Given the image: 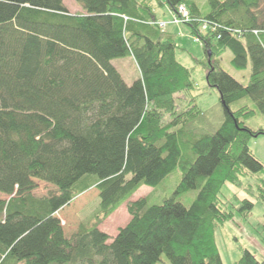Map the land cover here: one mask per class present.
Instances as JSON below:
<instances>
[{"label":"trees","instance_id":"16d2710c","mask_svg":"<svg viewBox=\"0 0 264 264\" xmlns=\"http://www.w3.org/2000/svg\"><path fill=\"white\" fill-rule=\"evenodd\" d=\"M74 1L78 12L63 0H0V264H157L164 254L171 264H224L216 231L235 214L223 186L264 171L249 148L264 128L246 124L264 115V0ZM181 5L224 108L218 128L155 16ZM228 50L235 68L251 64L248 84L223 68ZM128 57L140 72L132 84L113 65ZM244 98L254 107L231 108ZM177 170L171 196L131 200ZM36 180L56 190L37 197ZM91 188L99 207L69 236L78 223L61 213ZM124 204L130 221L112 238L100 225ZM253 208L245 198L237 210ZM236 264L264 261L243 248Z\"/></svg>","mask_w":264,"mask_h":264},{"label":"rangeland","instance_id":"374dc122","mask_svg":"<svg viewBox=\"0 0 264 264\" xmlns=\"http://www.w3.org/2000/svg\"><path fill=\"white\" fill-rule=\"evenodd\" d=\"M63 1L71 12L80 11L74 0ZM196 2L202 8L208 7V0H196ZM155 16L159 22L165 24V30L170 31L175 37L178 61L192 70L196 103L208 113L214 127L218 128L225 117V112L220 102L219 92L209 88L206 70L201 64L197 63V61H204L206 57L202 43L192 35L191 28L187 24L173 22L174 14L168 6L157 9ZM232 59L233 53L230 50L226 51L222 60L223 68L242 84H248L252 71L251 64L239 70L232 65ZM113 63L128 84H132L140 77L138 66L133 58H119L115 59ZM243 105L254 107L253 102L249 98H244L234 102L231 108L236 110ZM246 124L253 130L264 128V115L258 113L247 119ZM249 148L264 164V134L252 138L249 142ZM179 180L180 171L177 170L169 175L157 189L144 186L145 188L142 187L131 200L146 197L152 203H160L164 197L171 196L175 192ZM35 182L38 187L33 194L37 197L48 196L50 192L56 190L54 186L48 183L38 180ZM243 182L244 187L225 184L221 193V198L226 202V206L235 214L233 220L227 221L216 231V241L224 264H236L242 257L243 248L248 249L259 260L264 261V203L258 198V185H264V171L246 177ZM247 186L252 187L251 192L245 188ZM195 196L196 192L192 191L184 196L182 201L189 204ZM245 198H249L254 202V208L248 216H243L237 210L240 202ZM99 203L98 190L91 188L78 196L61 214L69 218L74 217L75 223L80 225L82 221L88 222L92 220ZM126 207V204L121 206L114 215H111L100 225V229L114 238L118 234L119 229L125 227L130 221V215ZM67 232L70 236L75 231L69 228ZM109 242H112V239ZM157 264H171V262L164 254Z\"/></svg>","mask_w":264,"mask_h":264},{"label":"built area","instance_id":"2783aa9c","mask_svg":"<svg viewBox=\"0 0 264 264\" xmlns=\"http://www.w3.org/2000/svg\"><path fill=\"white\" fill-rule=\"evenodd\" d=\"M190 20V13L189 10L184 6L181 5L178 9V13L174 14L173 22L174 23H185ZM160 28H165L164 23H159Z\"/></svg>","mask_w":264,"mask_h":264},{"label":"crops","instance_id":"0c3cea01","mask_svg":"<svg viewBox=\"0 0 264 264\" xmlns=\"http://www.w3.org/2000/svg\"><path fill=\"white\" fill-rule=\"evenodd\" d=\"M76 12H77V11H76ZM172 26H174V25H172ZM167 27H168V26H167ZM169 32H170V31H169ZM128 58H132V57H128ZM113 62H114V60H113ZM113 64H114V63H113ZM117 69H118V68H117ZM144 188H145V187H144ZM83 194H84V193H83ZM81 195H82V194H81ZM126 208H127V207H126ZM119 209H120V208H119ZM119 209H118V210H119ZM118 210H117V211H118ZM117 211H116V212H117ZM116 212H115V213H116ZM115 213H114V214H115ZM114 214H113V215H114ZM78 227H79V225L77 226L75 232L77 231ZM75 232H74V233H75Z\"/></svg>","mask_w":264,"mask_h":264}]
</instances>
